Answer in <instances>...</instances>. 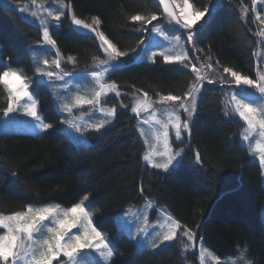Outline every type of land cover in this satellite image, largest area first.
<instances>
[{
    "label": "trees",
    "instance_id": "obj_1",
    "mask_svg": "<svg viewBox=\"0 0 264 264\" xmlns=\"http://www.w3.org/2000/svg\"><path fill=\"white\" fill-rule=\"evenodd\" d=\"M210 2L194 0L197 7ZM214 2L210 23L198 28L196 48L203 51L197 55H210L214 63L218 60L221 66L254 79L256 53L258 49L264 53V43L258 40L251 13L241 17L245 6L251 10V0ZM70 3L75 15L88 23L92 17H99L100 30L119 50L129 53L122 58L123 66L107 77L108 82L118 85L121 94L108 96L103 105L115 107L116 116L99 131L87 132L88 145L76 144L60 127L61 114L48 86L33 88L40 114L53 127L37 135L0 133V212L10 214L27 204L50 202L71 207L87 195L86 203L95 211L94 224L116 249L111 264H199L196 250L182 255L179 240L156 250L136 249L134 241L118 230L115 219L121 211L150 201L196 231L197 238L201 241L202 237L206 247L217 255L233 256L245 248L254 264H264L261 168L241 144L243 122L237 116L224 115L226 88L220 84L203 86L190 135L182 142L172 139L176 150L184 149L179 165L170 171L147 166L138 119L131 111L136 95L147 92L153 100L158 99L157 93L183 95L194 80L190 68L165 64L162 58L153 64L133 56L131 49L137 48L139 41H146L151 26H146L148 32L139 31L140 24L128 17L136 13L159 14L163 7L159 0ZM52 35L64 61V71H87L95 63L94 56L103 58L96 36L75 31L71 17H64ZM41 39L38 26L0 1V71L9 66L32 77L30 46ZM68 56H75L78 63H66ZM4 106L6 93L0 86V107ZM197 153L202 164L196 163Z\"/></svg>",
    "mask_w": 264,
    "mask_h": 264
},
{
    "label": "snow or ice",
    "instance_id": "obj_2",
    "mask_svg": "<svg viewBox=\"0 0 264 264\" xmlns=\"http://www.w3.org/2000/svg\"><path fill=\"white\" fill-rule=\"evenodd\" d=\"M60 5L59 8L46 6L48 0H31L33 9L27 7L21 9V12H29V15L39 21L42 41H37V45L46 43L56 48V40L53 39V28H59L62 24V18L71 17V23L77 28L86 29L89 32L95 33L96 38L100 41V48L103 50L107 59H100L98 56L93 57V61L97 64L99 70L85 71L78 73L76 71H64L60 58L59 49L57 51V59L51 61L55 65V71L50 67V62L47 59L42 61L44 67H36L38 77H46L44 79H30L22 69L5 67L0 71V86L7 93L6 106L0 107V113L4 123L16 119V114L21 113L24 116L31 117L32 127L40 131H46L53 127L46 123L40 116L38 111V100L35 98L33 88L41 85H55L53 95L60 101V110L67 113L72 119L62 120L61 123L67 124L74 128L77 133L83 136L85 129L78 122L80 117L74 116V109L83 105H89L93 109L99 108V111L104 114L105 119L97 123H87V128L99 131L106 124L112 122L116 116L117 109L115 107L105 109L99 107L106 103L109 93H115L120 96L118 85L115 82L107 83L106 77L119 67L120 58L127 56L129 53L118 49L108 36L100 30L102 21L99 17H92L91 22L78 18L72 8L70 0L65 3L64 0H55ZM159 5L163 7V11L159 14L136 13L130 15L128 19L140 24L139 31L148 32L146 26H151L150 32L156 33L165 40L175 41L171 47L165 49L160 45L161 51H152L151 47L146 45L144 40L139 41L137 48L131 49L132 52H137L141 45H145L142 51L146 58L151 63H156L157 58L162 57L165 64H179L184 69L191 66V72L194 74V80L189 84L188 89L183 95H160L157 93L158 100L153 101L152 97L147 92L142 93V96L137 97L136 102L131 108V111L139 118L141 112H148L153 109L154 104L170 105V110L166 115L168 120L166 123L155 119L156 111L151 112L150 119L140 121L137 125V130L141 137H145L143 124H150V120L155 119L156 124H160L163 128V144L164 151H155V146L150 145L145 137V144L149 146L143 159L148 165L156 169L168 171L170 166L176 167L180 163V159L184 155V149L172 151L169 144V125L175 129L177 140H181L183 132L191 133L192 116L196 111V102L199 94H201L204 81L209 84L219 83L222 88L226 86L231 88L229 94L225 91L226 99L224 103V115L226 117L238 116L243 121L242 131L239 133L241 141L247 144L248 151L251 155L258 158L259 163L264 169V72L257 68L256 78H250L248 75L242 74L229 66H221L217 60L212 63L211 56H207L204 60L199 61V67L190 59L191 52H202V49H197L198 28H202L208 23L213 15L216 4L214 0L207 5L197 7L194 0H159ZM175 5V8L172 7ZM252 11L256 10V0H252ZM249 9L245 6L242 9L241 17L244 18ZM166 18V23L164 19ZM256 19L264 24V17L257 14ZM157 23H153V22ZM203 22V23H200ZM178 26V27H177ZM179 29L186 30L177 36H170L171 32H177ZM257 36L264 38V28L256 33ZM183 39V45L180 44ZM264 43V39L261 41ZM191 45V49L187 46ZM176 49L173 54V49ZM66 63L76 65L78 63L75 56H68ZM222 67V72L220 68ZM92 78L94 87L92 95L85 96L77 92L72 99L67 100L59 91L64 89L66 92L71 91V85L77 79L86 80L87 77ZM56 81L61 83L56 84ZM235 85V88L232 86ZM77 88L79 84L75 85ZM241 86L255 89L260 95L257 97L255 93L247 91V88L242 89ZM121 107H126L121 105ZM183 109L188 114L187 120H181L179 110ZM83 115V114H82ZM151 126V125H150ZM159 139V134H157ZM166 157L163 162H159L154 157ZM196 163L202 164L200 154H196ZM13 177L17 173L13 171ZM264 175V172H262ZM143 193V189H141ZM89 197L85 195L79 202L74 203L71 207H62L57 203H47L37 206L35 204H27L22 210L4 214L0 212V264H82L85 257L88 258V264H100L99 260L92 257L91 253L85 250H92L103 261L104 264H111L112 258L117 254L116 249L111 245L108 236L100 231L93 222L95 211L90 209L88 204ZM151 207V203L148 205ZM163 220L160 222V232H155L156 239L148 240V236L152 235L147 231V228L142 224L136 227L135 237L144 239L148 246L152 249L158 248L165 242H176L179 240L182 249V255L196 247L194 241L197 237V232L183 225L178 219L173 217L167 211L162 210ZM125 217H133L137 224H140L141 217L138 213L133 212L132 207H129L124 212ZM124 224L131 225L132 220L121 221ZM147 222V217H144V223ZM199 228V225L197 226ZM80 229L76 233H72V229ZM129 234L131 235L130 227ZM202 241V237H201ZM247 249L241 250L238 257L232 261V264H254L252 260L246 259ZM206 257L211 258L214 264H220L219 259L214 256L208 249L200 245V264H206Z\"/></svg>",
    "mask_w": 264,
    "mask_h": 264
},
{
    "label": "rangeland",
    "instance_id": "obj_3",
    "mask_svg": "<svg viewBox=\"0 0 264 264\" xmlns=\"http://www.w3.org/2000/svg\"><path fill=\"white\" fill-rule=\"evenodd\" d=\"M0 1L4 6L11 8V9L15 10L16 12H18L23 19L27 20L28 22H30V23H32V24H34L40 28L39 21L35 20V18L31 17L29 15V12H23V13L21 12V9H23L25 7H27L29 10L34 8V6L31 4V0H27L24 2H16L13 0H0ZM251 2H252V0H251ZM46 6H52L54 8L60 7V5L55 2V0H48V4ZM172 7L175 8V5H172ZM252 7L253 6L251 4V9H252ZM249 12L251 13L250 15L253 18V21L256 23L257 32L260 31L262 28H264V24H261L260 21L256 19V16H257V14H259L261 17H264V0H256V10L255 11L249 10L246 14L249 15ZM164 22L166 23V18L164 19ZM55 29H58V28H53V30H55ZM185 31L186 30H184V29H179V31H177V32H171L170 36L174 37V36L180 35V33L185 32ZM262 39H264V38H261L258 36L259 41H262ZM41 41H42V39H41ZM145 42H146L147 46L151 47L152 51H156V52H159L162 50L160 45H163L164 48L167 49V48H171L176 43L174 40L171 41V43H170L168 40H165L163 37H160L158 34L151 33V32L147 36V39ZM180 44L183 45V39L181 40ZM144 46L145 45H141L140 48L137 49V52H135L133 54V56H135V60H143V61H146L148 63H151L146 58V56L144 55V53L142 51V48ZM187 48L191 49V45H188ZM175 51H176V49L174 48L173 54H175ZM193 54H194L193 57L190 56V59L192 60L193 63H195L197 65V67H199V61H197V59H196V57L199 55H197L196 52H193ZM189 55H190V53H189ZM30 56H31V63H32V68H33V76L29 77V78L30 79H32V78L33 79H37V78L44 79L45 82L47 83L46 77H38L37 76L36 67L39 66V67L43 68L44 65H43L42 61L44 59H47L50 62L51 69L53 71H55L56 70L55 65L51 64V61L57 59L56 48H53L51 45H48V44L43 43V42L39 46L37 45V43H35V44L30 46ZM199 57H200L201 61L206 58L205 56H203V57L199 56ZM122 58L123 57L120 58V63H119L118 68H121L123 66ZM159 58H162V57H159ZM102 59H107L104 52H103V58ZM256 60H257L256 61L257 62L256 68L259 67V70L261 72H264V53L262 51H260V49L257 50ZM61 61L63 64L64 61L62 59H61ZM212 63L215 64L213 61H212ZM118 68H116V69H118ZM189 68L191 69V66ZM91 70H99L96 63H94L92 68L87 70V71H91ZM83 72H85V71L78 72V73H83ZM220 72H222V68H220ZM256 76H257V70H256L255 78H256ZM107 77H106V82L110 83L107 81ZM59 83H61V82L56 81V84H59ZM76 84H79L80 87L77 88L75 86ZM205 84H209V83L207 81H204V85ZM217 84H219V83H217ZM70 87H71V91H69V92H66L64 89L59 90L64 95V97L69 101L72 99L73 95L76 94L77 92H79V94H81V95L91 96L92 95L91 90L94 87V83L92 82V78L89 76V77H87L86 80H79V79L75 80ZM224 87L226 88V91L230 94L232 89L227 88L226 86H224ZM48 88H49L51 97L53 99L55 108L61 114V120H60L61 129L64 130L66 132L68 138L70 140L74 141L76 144L88 145L90 142H89V139L87 136V132L91 131L92 129L87 128V123H97L100 120L105 119L106 117L104 116V114L99 111V108L93 109L89 105H83L77 109H74L73 110L74 116L80 117L78 122L81 124V127L85 129L83 136H81L79 133H77L75 131L74 128L69 127L67 124L61 123L62 120L72 119V117H69L67 115V113L60 110V101L57 100L56 96L53 95V92L55 90V85L48 86ZM232 88H235V85H233ZM241 88L244 89V88H247V86H241ZM247 91L251 92V93H255V95L257 97L260 95L258 92H256L255 89H252V88H247ZM5 93H6V91H5ZM110 95L116 96L115 93H109L108 96H110ZM140 96H142V93H138L136 95L135 100L133 102V105L136 102L137 97H140ZM200 96H201V94H199V96L197 98L196 107H197V103L199 101ZM6 97H7V93H6ZM228 98H230V95H229V97H226V99H228ZM156 100H158V99H156ZM156 100H153V101H156ZM99 107H103L105 109L112 108V107L104 106L103 104ZM169 110H170V105H161L158 103L154 104L153 109H150L148 112H141L140 113L139 118L137 117V119H138L137 125H138V123H140V121H143L145 119H150L152 111H156V113H157L155 119H158V120L166 123L168 120L166 113ZM179 112H180L181 120H187L188 119V114L185 113L183 111V109H180ZM39 114H40V112H39ZM182 114L184 115V118H182ZM40 116L43 119L41 114H40ZM194 117H195V112L193 113L192 121H193ZM155 119L150 120V124H143L142 127L144 128L145 137L148 139L149 144L155 146V151L163 152L164 151L163 128L160 124L155 123ZM32 123H34V121H32V118L24 116L22 114V111H21V113L16 114V119H13V120L9 121L8 123H4L3 119L0 120V133H3V134L27 133V134L37 135V134H40L41 132H43V131H40L38 129H34L31 126ZM107 125L108 124H106L105 127ZM138 133L140 135L139 131H138ZM157 134H159V139H157ZM188 134H189L188 132H183L181 140H183L185 138V136ZM140 137H141V135H140ZM145 137H141V139L144 143V147H145L144 154L147 151H149V146L146 145L144 142ZM172 139L180 142V140L176 139L175 129L172 128L171 125H169V144L171 146L172 151L175 152L176 149L172 145ZM241 144L248 150L246 143L241 141ZM249 155L251 156L252 159L257 161L258 164L260 165L259 160L256 156L251 155L250 153H249ZM154 159H156L159 162H163L164 159H166V157L157 156V157H154ZM144 163L147 166L152 167L151 165H148L146 161H144ZM173 168H175V167L170 166V169L168 171L172 170ZM260 168H261V180H262V183L264 184V175H262V172H264V169H262L261 165H260ZM159 170H163V169H159ZM50 203H54V202H50ZM149 203H151V207L148 206ZM45 204H47V203H45ZM37 206H40V205H37ZM62 207H64V206H62ZM129 207H132L133 212H136L140 215V217H141L140 224H137V222L135 221V219L133 217H131V216L125 217L124 216V212ZM145 216L147 217L146 223H144V217ZM262 218L264 220V207H263V212H262ZM130 219L132 220V223L130 226L121 222L122 220L127 221ZM162 220H163L162 209L156 208L152 202L146 201L145 203H143L140 206H128V207H126L123 211H121L116 216L115 223H116L118 230L123 231L126 235H128L134 241V245H135L136 249L156 250L158 248L166 246L170 242H165L164 244L160 245L158 248L152 249L151 247L148 246L147 242L144 239L135 237V232H136V227H138L142 224L144 227L147 228V231L149 233H152V235L148 236V240H154V239H156L155 232L161 231L160 222H162ZM129 227H130V231L132 233L131 235L129 234ZM79 230L80 229L74 228V229H72V233H76ZM2 231L3 230L0 229V232H2ZM194 243H195L196 247L192 250L197 251L198 257H200V245L202 243L204 248L208 249L214 256H216L219 259L220 264H232V261L238 257L240 251L245 249L244 248V249L238 250V252L233 256H219L216 253H214L212 250H210L208 247H206V245L202 241H200L197 237H196V240L194 241ZM85 252L91 253V255L94 259L99 260L100 264H104V261L96 253L92 252V250H85ZM246 259L250 260V258L247 255V252H246ZM82 264H88V258L87 257H85V259L82 261ZM199 264H200V258H199ZM206 264H214V262L211 260V258L206 257ZM239 264H243V262L241 261V262H239Z\"/></svg>",
    "mask_w": 264,
    "mask_h": 264
},
{
    "label": "water",
    "instance_id": "obj_4",
    "mask_svg": "<svg viewBox=\"0 0 264 264\" xmlns=\"http://www.w3.org/2000/svg\"><path fill=\"white\" fill-rule=\"evenodd\" d=\"M71 24H72V23H71ZM72 27L74 28L75 31H77V32L80 33V34L89 35V36H95V33L89 32V31L86 30V29H80V28H77V26H75V25H73V24H72Z\"/></svg>",
    "mask_w": 264,
    "mask_h": 264
}]
</instances>
